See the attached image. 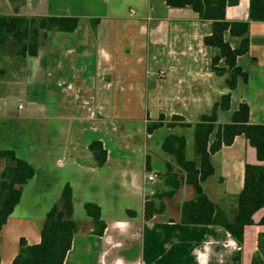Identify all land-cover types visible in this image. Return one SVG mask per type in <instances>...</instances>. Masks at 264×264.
Listing matches in <instances>:
<instances>
[{"label":"crops","instance_id":"0c3cea01","mask_svg":"<svg viewBox=\"0 0 264 264\" xmlns=\"http://www.w3.org/2000/svg\"><path fill=\"white\" fill-rule=\"evenodd\" d=\"M249 4L250 0H239V5L228 7L226 19L250 21ZM0 15L79 19L74 32L41 34L38 55L27 59L26 76L0 80V99L20 97L13 103L15 113L8 108L0 113V150L15 151L36 170L0 232V264L13 263L22 238L30 245L40 243L43 220L67 184L73 190L74 217L83 226L64 264H252L259 235L264 233V226L259 225L264 208L254 215L255 224L246 227L242 246L220 227L184 225L181 206L195 194L183 174L177 177L181 185L172 198L155 200V208L163 206L164 211L145 220L146 201L172 190L169 181L174 176L166 163L179 173L174 159L162 150L164 138L184 135L187 156L195 158L194 127L164 126L148 134L147 124L162 114L165 123L177 115L195 125L228 92L227 76H217L211 67L218 50L204 45V38L212 32L211 22L199 21L193 13L177 18L199 27L210 25L203 33L184 35L199 42L202 52L211 49L213 53L202 83H186L176 77V86L160 67V53L152 57L158 45L168 44L162 33L152 30L155 24V30L161 31L160 22L165 19L155 13L152 0H0ZM91 19L100 20L94 32ZM247 36L249 53L239 57L237 64L248 73V81L238 82L231 110L218 112L219 124L228 123L232 112L246 101L249 122L264 125V22L250 21ZM225 40L232 48L240 43L229 33ZM223 64L220 61L219 65ZM177 69L173 66L170 70L176 73ZM215 77L221 83L211 92L207 84ZM171 85L177 89L170 90ZM158 86L165 95L178 93L181 102L209 91L210 107L186 109L192 118L180 111L161 112L151 118L143 100L150 87ZM25 97L29 108L22 100ZM164 128L180 131L165 133ZM93 141H100L107 151V161L101 167L89 148ZM211 160L215 173L203 183V190L231 218L244 185L245 166L264 162L243 136L236 137L231 146H223ZM154 172L163 176L149 183L147 175ZM89 202L101 208L107 225L103 236L91 233V219L85 211ZM170 213L174 215L164 218Z\"/></svg>","mask_w":264,"mask_h":264},{"label":"trees","instance_id":"16d2710c","mask_svg":"<svg viewBox=\"0 0 264 264\" xmlns=\"http://www.w3.org/2000/svg\"><path fill=\"white\" fill-rule=\"evenodd\" d=\"M237 5L239 0H166L168 8H189L197 20L212 23V32L204 38V45L218 50V54L212 58L211 67L217 76H227L225 85L228 92L195 125L186 123L183 117L177 115L165 123L166 118L162 114L157 121L147 124L148 134L164 126L170 129L177 126L194 127L195 158L189 159L187 156V140L184 135L169 134L164 138L162 150L174 159L179 173H174L172 164L166 163L167 171L174 176L169 181L172 190L146 201L145 220L164 211L163 206L155 208V200L162 199V196L172 198L181 185L177 177L183 174L184 182L192 187L195 198L182 204L181 222L184 225L220 227L242 246L246 227L255 224L254 215L264 208V165L245 166L244 185L231 218L203 190V183L215 173L212 155L223 146H231L238 136L245 137L255 148L258 160L264 162V125L249 122V106L246 101L241 102L237 110L232 112L228 123H218V112L231 110L232 92L238 82L248 81V73L238 66L237 60L249 53L250 40L247 35L250 21L264 22V0H250V21H228L226 9ZM99 22V19L89 21L93 32ZM78 24L79 19L76 17L0 15V75L3 78H6L7 73L9 77L19 76L18 72L26 60L38 55L42 33H71L77 29ZM226 33L240 39L237 48H232L225 40ZM220 61L224 62L223 66L219 65ZM89 148L96 164L103 166L107 161V151L103 144L93 141ZM147 171H150L149 165ZM35 174L34 166L18 158L15 151L0 150V232L20 203L24 187ZM85 211L91 219V233L103 236L107 225L102 219L101 208L89 202L85 204ZM128 214L135 216L133 211H128ZM259 225L264 226V216ZM82 226L83 223L74 217L73 190L67 184L43 220L40 243L30 245L22 238L12 264H64L73 239L81 233ZM252 264H264V233L259 235L258 252Z\"/></svg>","mask_w":264,"mask_h":264},{"label":"rangeland","instance_id":"374dc122","mask_svg":"<svg viewBox=\"0 0 264 264\" xmlns=\"http://www.w3.org/2000/svg\"><path fill=\"white\" fill-rule=\"evenodd\" d=\"M152 6L157 15L162 18H165L160 22L161 31L158 30V32L157 30H155V24H153L152 30L154 31V33H162L161 36H163V39H168V44H164L163 46L158 45L159 47L157 46L155 48L152 57H154V55L158 57L160 53V56L158 57V60L161 59V63L159 62L160 67L165 72V77L169 79L172 83H175L176 86V77L182 78V80H185L186 83H202L205 77L204 71L206 69H210V60L213 50L207 49L206 53L202 52L199 42L193 39V37L186 38L184 34L203 33L205 32V30H210V25L199 27L195 26L194 24H191L190 22H184L182 20L177 19L183 18V16L185 15H192L191 10L167 8L165 5V0H152ZM31 63L32 62H30L29 65ZM173 66L178 67L176 73H173L170 70ZM27 67L28 65L26 60L25 64H23V66L20 68V71L18 72L20 74V77L26 76ZM6 75V78L9 77L8 73ZM2 78L3 75H0V80H2ZM156 79L160 83V79L158 77ZM214 81H207L208 89H212L211 92L218 90L220 86L219 83H221V80L216 77ZM176 86L171 85L169 89H177ZM30 87H32V85ZM211 92H203V94L198 97H193V99L186 100V102H181L179 101V99H181L182 96H178V93H175L174 95H165L159 86L155 89L150 87L147 92V96L143 100V104L146 107L147 114L151 118L158 117L161 112L170 114L174 111H180L192 118L193 116L189 115L190 113H188L186 109H191V107L193 108L194 106H199L201 110L209 108L211 104V99H208L207 97H211ZM19 99L20 97L17 96H7L6 100L0 99V113H2V111L7 108L10 112L15 113L16 111L13 110V103L18 102ZM22 100L24 103H26L27 108H29L30 101L27 99V97L22 98ZM236 104L237 101L235 100L234 105ZM196 118L199 119L200 117ZM163 131L165 133L179 132L180 128H177L174 131L169 130L168 128H164ZM174 173H177L176 169H174ZM152 174L155 175V179L153 181L147 180L149 183H154L155 181L160 180L163 176L160 172H154ZM164 194V192H161L157 195L160 196ZM166 198L168 197L162 196L163 200H166ZM173 215V213H170L168 214V216H164V218Z\"/></svg>","mask_w":264,"mask_h":264},{"label":"built area","instance_id":"2783aa9c","mask_svg":"<svg viewBox=\"0 0 264 264\" xmlns=\"http://www.w3.org/2000/svg\"><path fill=\"white\" fill-rule=\"evenodd\" d=\"M164 73H161V75H163ZM23 108V105L22 104H20L19 105V109H22ZM155 179V175H153L152 173H150V174H148L147 175V180H149V181H153Z\"/></svg>","mask_w":264,"mask_h":264}]
</instances>
